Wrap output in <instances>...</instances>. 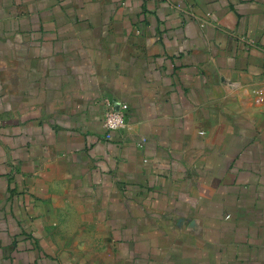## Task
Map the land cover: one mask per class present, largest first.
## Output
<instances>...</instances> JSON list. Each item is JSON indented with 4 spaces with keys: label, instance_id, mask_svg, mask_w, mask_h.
<instances>
[{
    "label": "crops",
    "instance_id": "0c3cea01",
    "mask_svg": "<svg viewBox=\"0 0 264 264\" xmlns=\"http://www.w3.org/2000/svg\"><path fill=\"white\" fill-rule=\"evenodd\" d=\"M0 264H264V0H0Z\"/></svg>",
    "mask_w": 264,
    "mask_h": 264
},
{
    "label": "built area",
    "instance_id": "2783aa9c",
    "mask_svg": "<svg viewBox=\"0 0 264 264\" xmlns=\"http://www.w3.org/2000/svg\"><path fill=\"white\" fill-rule=\"evenodd\" d=\"M126 124V108L122 105L108 103L102 118V127L105 130L120 131Z\"/></svg>",
    "mask_w": 264,
    "mask_h": 264
}]
</instances>
